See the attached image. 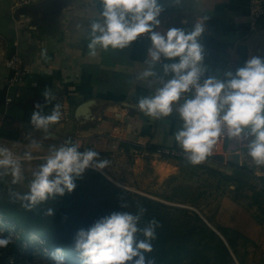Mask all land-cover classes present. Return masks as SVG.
Masks as SVG:
<instances>
[{"label": "crops", "instance_id": "0c3cea01", "mask_svg": "<svg viewBox=\"0 0 264 264\" xmlns=\"http://www.w3.org/2000/svg\"><path fill=\"white\" fill-rule=\"evenodd\" d=\"M41 0H0V140H33L60 146L76 145L78 150L94 151L95 163L108 161L101 170L117 177L137 172L144 165L159 177L175 172L176 157L163 148L182 150L175 137L183 129L179 107L192 97L183 93L168 116L152 118L139 110L137 102L152 97L174 74L164 65L179 58L161 56L151 61L153 48L149 34L120 49L96 46L90 55L91 24L103 25V0H66L39 9H21ZM162 11L154 31L162 35L170 28L186 34L200 22L197 38L203 69L200 83L209 77L226 81L253 57L264 60V13L256 25L249 22L250 0H158ZM99 35V33H96ZM17 54L30 70L21 83L10 84L13 70L6 57ZM154 75L143 77L145 70ZM49 95L46 98L44 93ZM94 99L91 116L78 120L76 106ZM60 105L61 119L47 129L31 123L34 111L50 115ZM39 105V109L36 108ZM52 131L55 138L31 135V131ZM255 137L245 129L240 136L220 137L202 161L226 185L219 189L212 222L230 228L236 237L235 263L264 264V164L249 155ZM256 193L260 197L255 199ZM234 231L238 232L234 233ZM220 232V231H219ZM221 233V232H220ZM224 238V237H223ZM247 243L246 256L237 255L238 239ZM226 241V239H223Z\"/></svg>", "mask_w": 264, "mask_h": 264}, {"label": "clouds", "instance_id": "9594fccd", "mask_svg": "<svg viewBox=\"0 0 264 264\" xmlns=\"http://www.w3.org/2000/svg\"><path fill=\"white\" fill-rule=\"evenodd\" d=\"M103 6V25L99 22L91 24L90 55L96 54L97 45L105 50L109 47L120 49L139 35L149 34L153 45L149 53L153 63L161 56L179 58L177 63L164 65L165 74L171 71L174 77L152 97L139 99L137 107L152 118L168 116L181 95L194 90L192 97L179 107L183 129L175 137L189 154L191 163L199 164L210 154L224 125L232 136H240L247 129L248 134L255 137L248 146L249 155L257 164H264V60L251 58L235 74L227 72L226 81L209 77L200 83L202 49L197 38L203 31L202 23H196L188 34L170 28L162 35L154 31L162 11L158 0H103ZM142 75L150 77L154 73L148 69ZM44 95L47 98L49 94L45 92ZM39 107L36 105L37 109ZM60 119L58 104L50 115L44 116L40 111L31 115V123L37 129H47ZM97 155L91 150L81 152L76 145L55 148L39 171L33 174L29 192L21 199L28 202L27 207H32L54 194L70 193L76 186L74 177H79L90 166L97 170L106 166V160L93 163ZM27 158L31 159V156ZM0 169L11 170L14 183L21 179L19 160L7 147H0ZM48 214H52L51 209ZM139 220V213H113L88 230L78 231L74 247L82 264H146L141 250L152 251L150 241L155 236L156 222L151 221L143 229L145 239L136 241L134 236L140 231L137 227ZM8 243L7 239H0V247ZM55 251L60 253L62 250L57 248ZM55 264H63V258L57 256Z\"/></svg>", "mask_w": 264, "mask_h": 264}, {"label": "trees", "instance_id": "16d2710c", "mask_svg": "<svg viewBox=\"0 0 264 264\" xmlns=\"http://www.w3.org/2000/svg\"><path fill=\"white\" fill-rule=\"evenodd\" d=\"M83 173L84 176L74 177L76 186L70 193L54 194L32 207H27L28 202L21 199L29 191H9L3 188L0 178V221H12L24 230V234L41 236L47 248L54 252L59 248L62 251L58 254L82 264L74 247L78 231L88 230L113 213H139L137 227L140 231L134 236L136 241L145 239L143 229L151 221L156 222L155 236L150 241L152 251L141 250L146 264H235L229 246L235 252L236 237L232 236L229 227L215 226L226 239L224 241L194 211L173 207L145 195H134L94 167H88ZM260 196L256 193L255 199ZM259 206L264 211L263 202ZM49 209L52 210L51 215L48 214ZM173 210L181 211L182 221L174 220ZM197 234H200L198 239ZM7 256L13 260H8ZM22 259L16 243L0 247V264H18Z\"/></svg>", "mask_w": 264, "mask_h": 264}, {"label": "rangeland", "instance_id": "374dc122", "mask_svg": "<svg viewBox=\"0 0 264 264\" xmlns=\"http://www.w3.org/2000/svg\"><path fill=\"white\" fill-rule=\"evenodd\" d=\"M0 147L9 148L21 165V179L15 183L11 170L0 169L3 188L16 193H27L31 181L34 179L33 174L38 172L40 166L46 162L50 152L60 145L45 144L42 141L28 139L16 142L0 140ZM29 155L31 159L27 158ZM175 163L177 166L175 172L171 171L164 177H159L152 168L149 169L146 165L137 172H132L133 174L117 176L116 178L106 176L101 170L99 171L109 180L128 189L134 195H145L173 207H182L194 211L207 224L209 223L216 228V225L212 223L214 222L212 219L216 208L215 202L220 195L219 189H224L226 183L218 179V176L210 170L209 166L202 164L204 162L193 164L188 158L176 157ZM81 175L84 176V173ZM180 213V210L172 211L175 221L183 220ZM199 237L200 234H197L196 239ZM0 239L9 241L7 247L13 243L19 246L23 259L19 260L18 264H55L57 256L63 258V264H81L47 248L43 245L41 236L34 233L24 234V230L16 227L12 221H0ZM246 246L247 243L239 238L236 248L239 258H244L248 253ZM7 259L13 260L11 256H7Z\"/></svg>", "mask_w": 264, "mask_h": 264}, {"label": "built area", "instance_id": "2783aa9c", "mask_svg": "<svg viewBox=\"0 0 264 264\" xmlns=\"http://www.w3.org/2000/svg\"><path fill=\"white\" fill-rule=\"evenodd\" d=\"M16 1L18 5H21L26 3L27 0H16ZM263 13H264V0H250V4H249L250 24L256 25L257 21L263 15ZM144 35L145 34H141L137 38H141ZM5 65L13 70V74L9 76L7 79L10 84L21 83L24 80L26 74L30 70L29 65L23 62L22 59L15 53H11L6 57ZM192 93L194 94V90L192 91ZM229 135L230 134L227 127L222 125L221 134L218 138L228 137ZM161 151L165 154L178 158H188L189 155L183 149L178 150V149L163 148Z\"/></svg>", "mask_w": 264, "mask_h": 264}, {"label": "water", "instance_id": "95a60500", "mask_svg": "<svg viewBox=\"0 0 264 264\" xmlns=\"http://www.w3.org/2000/svg\"><path fill=\"white\" fill-rule=\"evenodd\" d=\"M52 2H66V0H41L39 2H36V3H31V4H26V5H23L21 9H39L43 6H46ZM93 103H95V100L94 99H88L86 101H83L81 103H79L76 108H75V111H74V115L75 117L80 120V119H83V120H87L90 118L91 116V106L93 105ZM31 135H34V136H37V137H44V138H55L56 137V134L52 131H43V130H37V131H31L30 132ZM209 226H211L209 223H208ZM211 228L213 230H215L220 236L222 239L223 236L222 234L216 229L214 228L213 226H211Z\"/></svg>", "mask_w": 264, "mask_h": 264}]
</instances>
